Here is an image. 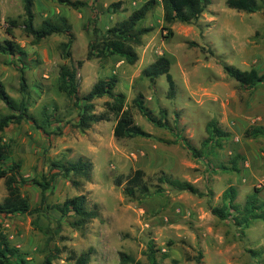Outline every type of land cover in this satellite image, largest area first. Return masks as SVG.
Masks as SVG:
<instances>
[{"label": "rangeland", "instance_id": "1", "mask_svg": "<svg viewBox=\"0 0 264 264\" xmlns=\"http://www.w3.org/2000/svg\"><path fill=\"white\" fill-rule=\"evenodd\" d=\"M72 1L88 6L75 9L54 0H34L35 27L46 21L69 24L74 35L73 63L84 61L78 75L80 95L89 93L99 80L116 78V92L125 95L126 108L148 136L117 140L115 121L81 129L80 109L57 88L60 68L72 63L62 54L68 36L53 35L37 42L24 29L22 0H0V43L11 40L7 30L15 21L14 41L27 55L24 78L31 118L0 132V144L10 150L6 165L20 164L21 174L31 180L22 191L33 212L0 217L11 245L26 255L28 264H42L47 256L53 258L52 264H74L71 252L77 256L90 252L89 264H122V253L149 264L145 252L150 242L158 250L160 264L264 263V219L240 229L232 219L221 220L213 214L230 187L237 190L235 202L241 206L253 194L264 205V138L245 137L247 129L264 126V83L246 89L225 70L227 65L264 74V0H258L260 11L255 13L230 9L228 0H211L194 25L166 24L161 0H157L141 24L152 31L136 46L135 65L117 56L87 57L95 27L105 33L146 0ZM119 2L121 7L114 12L112 6ZM161 57L171 64L176 85L173 98L166 76L153 84L142 76ZM17 60L0 53V83L20 102L17 66L22 64ZM140 94L155 117L162 119L166 114L167 126L158 127L141 115L134 105ZM109 101L108 97L96 99L94 113H102ZM9 113L0 100V116ZM213 126L229 137L223 139L222 147L205 149ZM187 144L204 156L195 157ZM81 157L91 163L89 181L73 174L64 177L54 166L75 163ZM136 170L144 172L151 197L131 198L124 192L125 183L117 185V179L125 182ZM55 174L45 193L32 184L33 180L44 184ZM164 176L189 183L198 193L172 191L159 181ZM160 186L163 191L156 193ZM81 195L86 197V209L96 210L99 216L78 228L73 225L77 218L63 216L58 207ZM6 196L5 182L0 180V202ZM251 252H258L259 258Z\"/></svg>", "mask_w": 264, "mask_h": 264}, {"label": "trees", "instance_id": "2", "mask_svg": "<svg viewBox=\"0 0 264 264\" xmlns=\"http://www.w3.org/2000/svg\"><path fill=\"white\" fill-rule=\"evenodd\" d=\"M59 3L66 4L75 9L88 6L84 1H72V0H54ZM211 0H161V5L164 12V22L166 24H173L176 22L194 25L202 17L203 13L207 10ZM25 22L24 29L28 36H33L37 42L42 41L53 35H66L69 38V42L63 44L62 54L65 59L71 60L70 66L63 65L60 68L59 77L57 79V88L61 93H64L74 105L80 109V125L83 130L89 127L92 123L111 122L115 121L114 137L117 140L125 138H135L138 136L147 137L148 134L139 127L136 122L133 113L126 108V97L123 93H117V79L110 78L107 80H99L90 90L89 93L84 96L80 95V83L78 79L79 69L84 65V61H78L73 63L72 53L70 52V46L73 43L74 35L71 33V26L64 23H53L46 21L42 26L37 29L35 27V14H34V0H22ZM158 5L157 0H146V3L138 10L133 12L128 18L117 23L114 27L108 29L105 33H101L100 30L95 27L94 35L95 40L89 46L88 59L96 57L99 59H107L110 57H120L124 59L128 64L135 65L138 60V53L136 46L143 44L144 36L152 31V28L141 27V24L146 20L147 15ZM227 6L230 9L242 11L246 13H255L260 11L258 0H228ZM121 7V2L114 4V12ZM91 23H95L92 19ZM18 27L15 21L10 22V28L7 30L8 36L11 40H6L0 43V53L8 56H12L13 60L18 57V62L22 66H17L21 74V92L23 99L20 102L13 100L6 92L4 86L0 83V100L6 103L9 114L0 116V132H4L11 125H20L28 118V93L26 81L24 78L25 63L24 57L26 53L24 50L14 41L16 38L14 30ZM16 62V61H15ZM14 64V62L12 63ZM226 73L235 79L246 89H252L259 84L264 83V74H260L257 70L252 69L250 71H242L232 66H225ZM142 76L155 83V81L161 77L166 76L169 84V95L173 98L175 95L176 85L171 74L170 61L161 57L157 59L152 65L143 71ZM108 97L109 102L105 104V110L102 113L95 114L96 99ZM134 105L138 108L141 115L148 121L155 124L158 127L167 126L166 114L162 119L155 117L152 112L147 108L144 102V96L139 95L134 100ZM229 137V134L222 131L220 128L213 126L210 129L209 139L204 142V148L209 147H222L223 139ZM245 137L250 139L264 138V126L251 127L245 131ZM178 140V139H177ZM188 145L194 156L197 158L203 157V152L198 151L191 145ZM10 159L9 146L6 144H0V180H4L7 196L0 202V217L25 215L33 212L31 209V203L29 198L24 195L22 187L29 184L31 180L24 177L21 174V165L13 163L11 166H7L6 163ZM56 168L61 170V175L69 177L70 175H76L85 178L87 181L91 179L92 166L91 163L84 160L83 157L75 163H69L68 165L54 164ZM222 169L229 170L226 166H222ZM237 171V166L234 165V169ZM58 174L51 177L50 181L46 183L32 181V184L41 187L43 193L51 186V181L55 179ZM161 184L168 185L172 191L177 192H191L198 193L192 185L186 182H181L169 178L167 176L159 178ZM118 186H122L125 183L124 192L131 198L141 197L149 198L152 194L150 188L145 182V174L142 170H136L132 172L125 182L121 178L116 181ZM76 185H78L76 183ZM160 193L163 188L160 186ZM237 190L234 187H230L223 195L222 206L213 209V214L221 220L232 219L240 229H247L252 224V221L257 219H264L263 203L259 204V200L256 194L251 195L247 203L244 206L236 203ZM86 197L84 195L77 196L71 199H67L62 206L58 209L63 216H74L77 220L73 223L75 227H83L87 222L98 218L99 214L96 210L86 209ZM158 250L155 249L154 242L148 244V248L145 252L149 264H160L157 258ZM253 258L258 259V252H251ZM71 261L74 264H89L90 252L77 256L75 252H71ZM53 258L47 256L42 264H52ZM28 260L24 253L11 245L9 237L3 228V223L0 222V264H28ZM122 264H141L125 253L121 254ZM174 264H176L174 262ZM259 264H264L259 260Z\"/></svg>", "mask_w": 264, "mask_h": 264}]
</instances>
